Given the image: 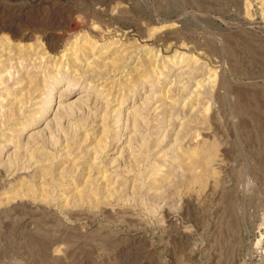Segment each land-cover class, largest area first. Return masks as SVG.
<instances>
[{
    "label": "rangeland",
    "instance_id": "374dc122",
    "mask_svg": "<svg viewBox=\"0 0 264 264\" xmlns=\"http://www.w3.org/2000/svg\"><path fill=\"white\" fill-rule=\"evenodd\" d=\"M122 34L114 79L152 76L106 105L90 81ZM18 43L48 51L41 77L70 68L7 118L31 61L0 66V264H264V0H0V54Z\"/></svg>",
    "mask_w": 264,
    "mask_h": 264
},
{
    "label": "bare ground",
    "instance_id": "6f19581e",
    "mask_svg": "<svg viewBox=\"0 0 264 264\" xmlns=\"http://www.w3.org/2000/svg\"><path fill=\"white\" fill-rule=\"evenodd\" d=\"M256 1V0H255ZM261 2V1H260ZM78 27V24L76 22H73L72 23V28L73 29H76ZM173 27V26H172ZM164 29V28H163ZM96 33V32H95ZM103 37V36H101ZM76 39V38H75ZM122 40H129L128 38L126 39V36L124 34L122 35H116L115 36V41L113 40V42L109 43L107 47H104L106 48V50L103 52V53H100L99 56L97 57V64H95L98 68H101V67H108L106 69V71L104 72H99L97 73V75H93V77H91V80L90 82H94L96 83L97 81L96 80H93V78L95 77H98L99 80H102L101 83L97 86L101 87V90L102 92H106V96L107 97H110L111 95V98L106 100V105H109L110 103H112V96H113V93L115 91H120L121 95L123 93V95L126 93V91L133 87V85L136 83V82H144L146 81V79H148L150 76H152V66H153V63L152 65L149 66V71H150V75H148L149 77L146 78V73H145V70H144V67L146 66L145 63L141 64V65H136V67L134 69H131L128 73V75H130L129 78H126L125 80H121L120 79H114V76L118 73H121V72H124V70L126 69L125 67V64L127 63V60L125 59V54H122V52L117 53V49H115L116 47H113L111 48V45H113V43H119L121 42ZM75 42V41H74ZM71 45V47H67L65 49V52L62 53L61 55V58L65 57L67 52H68V55H74L72 61H76L78 60L79 57H83V56H86V54H90V53H93L94 51V47H96V43L97 41H93L91 42V40L88 38V37H83L82 40L78 41V42H75ZM123 44L120 43L119 47L122 46ZM40 46V45H39ZM128 51L132 52V53H136V50L134 49L133 46L131 47H127ZM140 49V48H139ZM83 50V52L81 51ZM125 50V49H124ZM130 52L126 53L127 55L130 54ZM113 54H116L115 57H111V55ZM48 55V51H46L45 49L43 48H36L32 45L28 46L25 48L24 45H21V44H14L12 45L8 52H4V53H1L0 54V66H5L3 64H5L6 61H13L14 60V64H17L18 66L20 64H22L23 62H26V61H31L28 63L29 68H27L26 66V71L23 72V75L21 79H19L17 81V84H19V86H24V88H21L19 89L18 91L16 90L15 92H13L12 94L11 91H9V88H6V92L4 94V97L7 99V97H10L12 95V98L10 99V103L7 104V108L4 110V113L6 114L5 116L7 118H11L13 115H15L16 113H18L17 111H19V109H23L22 107L24 105H26L27 103H31V101L33 99H36V97L38 95H40V92L43 90V89H46V84L47 82L50 80V76L49 74L51 73L53 75L52 77V81H53V87L57 88L58 85L60 84V82L63 80V78L61 77V72H60V68L64 66L66 67H69L70 68V65H69V60H67V62H64L57 59V62L55 63V65L53 66V68H55L57 66L58 69H54L52 71H49L47 70L46 74L43 75V77H41V73H45L46 69H47V66L48 64L51 65V69H52V64L54 63L51 62V61H48V57H46ZM138 56V55H137ZM175 56V55H174ZM3 57V58H2ZM72 57V56H71ZM93 57V56H92ZM95 57V56H94ZM141 57V56H140ZM145 57V56H144ZM60 58V59H61ZM153 58V57H152ZM100 59V60H99ZM140 58H138L137 61H139ZM185 60V58L183 56H181L179 59H178V62L179 63H182L183 61ZM44 62L43 65H46V66H40L41 63ZM141 62V60H140ZM150 62V60H149ZM153 62V61H152ZM156 62V61H155ZM46 63V64H45ZM95 63V61H94ZM138 63V62H137ZM151 63V62H150ZM148 64V63H147ZM110 65V67H109ZM145 65V66H144ZM155 65V64H154ZM90 66V65H89ZM133 67V66H132ZM154 67V66H153ZM81 68V69H80ZM83 67L81 66H76L75 67H72L71 68V72L74 73V75H80L83 71H86L84 69H82ZM88 68V66H87ZM148 68V67H147ZM163 69V68H162ZM16 70V69H15ZM91 70V71H97L96 68H91L89 69L88 68V71ZM23 71V70H22ZM48 71L50 73H48ZM148 71V70H147ZM154 71V70H153ZM1 72V71H0ZM32 72V74H31ZM160 70H158V72L156 74H160ZM5 73V72H4ZM17 73V72H16ZM19 73V71H18ZM22 73V72H21ZM27 73H29L27 75ZM35 73V74H34ZM71 73V74H72ZM61 75L59 76V78L57 77L58 75ZM2 75V74H1ZM24 75H27V76H24ZM118 76V75H117ZM120 76V75H119ZM21 77V76H20ZM41 77V78H40ZM25 80V83L22 84ZM150 81V80H148ZM173 82V81H172ZM1 84V83H0ZM16 84V83H15ZM136 86V85H135ZM134 86V87H135ZM40 87H42L43 89L40 91ZM123 89H120L122 88ZM20 88V87H19ZM61 88V87H60ZM18 89V88H17ZM127 89V90H126ZM44 91V90H43ZM117 93V92H116ZM154 95V94H153ZM41 96V95H40ZM39 97V96H38ZM115 98V97H114ZM4 99V98H3ZM105 102V101H104ZM48 103H49V100H48ZM32 105V104H31ZM118 106V107H117ZM116 107L118 108V110H120L122 108L121 104L118 103ZM115 107V108H116ZM68 108V107H66ZM63 109V108H62ZM67 110V109H66ZM20 113V111H19ZM22 113V112H21ZM1 115V114H0ZM18 115V114H17ZM34 115V114H33ZM104 116V115H103ZM66 117V116H65ZM69 117V116H68ZM107 117V116H106ZM41 116L39 118H31V120L27 119L26 120V123L25 124H22V130H24L27 126H31L33 125L34 123L38 122L40 120ZM131 118V117H130ZM3 119V118H2ZM1 119V120H2ZM54 120V119H53ZM134 122H135V119H132ZM1 124V123H0ZM50 124V123H49ZM55 124V123H54ZM132 125V124H131ZM133 125H136L135 123ZM132 125V126H133ZM81 126V125H80ZM202 129V128H201ZM74 130V129H73ZM105 130V128L103 129ZM59 131V130H58ZM134 131V130H133ZM103 133L105 131H102ZM101 132V133H102ZM21 133V132H20ZM100 133V137L98 139V143L94 146L95 150L99 151V150H103L105 149L108 145L107 144H104L102 143V139L104 138V134H101ZM12 134V133H11ZM39 135V133H38ZM5 135L3 133L0 134V138L4 137ZM83 137V136H82ZM41 138V137H40ZM84 139L83 140H86L88 139L87 135H84L83 137ZM14 138L13 139H9L8 137H5L4 141H2V143H13L14 142ZM17 140V138H16ZM56 141V140H55ZM55 143V142H54ZM53 143V144H54ZM101 143L103 144L102 147L101 146ZM6 145V144H5ZM107 145V146H106ZM72 146V145H71ZM24 147V146H23ZM61 147V146H60ZM65 148V146L63 147ZM62 149V148H61ZM60 149V150H61ZM64 150V149H63ZM23 152V151H22ZM59 153V152H58ZM93 157V161H96L99 159V156L95 155V156H92ZM193 157V156H192ZM21 156L17 155L15 153V157H14V165L18 164L19 160H21ZM13 160V158H12ZM97 165V164H96ZM153 165V164H152ZM156 168V167H155ZM45 174V173H44ZM86 181H90L89 179ZM87 182V183H88ZM91 182V181H90ZM89 182V183H90ZM88 183V184H89ZM87 185V184H86ZM85 185V186H86ZM20 187V186H19ZM87 187V186H86ZM83 192V189L80 190ZM79 192L82 193V192ZM77 192V193H78ZM85 192V191H84ZM84 194V193H83ZM83 194L82 195H79L77 196L78 200L80 198L81 201H84V197H83ZM23 196V195H22ZM85 196V194H84ZM79 200V201H80ZM49 201V200H48ZM34 209V208H33ZM106 211V210H105ZM42 248V247H41ZM45 250V249H44ZM80 253V252H79ZM42 255V254H41Z\"/></svg>",
    "mask_w": 264,
    "mask_h": 264
}]
</instances>
